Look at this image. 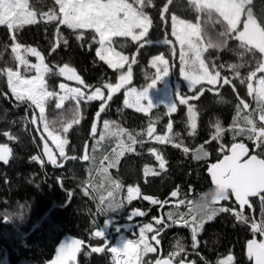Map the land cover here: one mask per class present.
Returning a JSON list of instances; mask_svg holds the SVG:
<instances>
[{"label":"trees","instance_id":"1","mask_svg":"<svg viewBox=\"0 0 264 264\" xmlns=\"http://www.w3.org/2000/svg\"><path fill=\"white\" fill-rule=\"evenodd\" d=\"M28 3L37 13V23L12 31L0 25V69L11 67L26 77L35 74L34 70L25 73L23 66L15 60L12 52V43L15 41L40 51L45 63L54 71L64 64L74 67L86 84L91 86L85 89L83 85L64 80L57 74L46 77L49 91L59 94V83L64 82L80 87L86 94H90L95 87H101L106 97L108 92L103 85L116 84L121 72L127 71L128 65L116 70L101 61L96 56L98 44L93 40V30H73L58 21L42 20L41 14L50 9L60 16L59 5H56L55 0H28ZM165 5L168 10L164 12L162 20L161 13ZM247 8H251L258 21L264 17V0H251ZM144 10L152 19L153 26L144 41L140 42L143 47L130 37L113 38L116 41L114 47L126 54L129 61L135 57L136 63L131 66V82L114 93L105 111L100 113L99 118L96 116L95 133L92 134V123L102 101L82 100L79 105V123L72 124L67 133L63 132V127L76 118V101L67 99L61 108H56L57 96L46 102V120L68 141L64 156L60 152L55 154L56 164H52L45 154L43 141L48 146L50 143L43 123H31L33 117H38L39 110L29 103L17 101L6 75H0V145H7L11 149L8 162L0 161V264H44L51 258L59 238L67 233L83 242L77 264H113V255L108 248L118 237L139 241L143 223L152 225V231L146 232L145 236L154 251L147 253L142 260L147 257L154 260L159 250L162 256H167L178 252L182 246L184 251L179 252L173 262L185 260L192 264H218L231 255L233 264H252L245 250L246 242L251 238L264 240V236L259 232L253 233L251 228L253 221L259 223L264 219V205L258 197L251 198V207L243 210L248 223L236 219L234 213L240 212V209L232 199L220 206H213L215 209L225 207L231 211L218 212L212 220H207L206 216H196L197 220H205L197 235L198 245L195 249L192 247L191 227L180 221V216L183 214L191 224L194 214L188 202L212 189L206 169L222 156L218 151L221 145L229 148L233 143L240 142L245 143L254 154L261 152L246 135L233 139L231 129L234 119L243 127V116L257 109V101L248 95L247 83L241 84L240 78H246L254 71L264 56L259 52H245L239 47V42L232 39L223 49L209 48L203 54L205 62L211 70L220 71L221 78H227L231 83L208 85L204 81L190 90L180 75L179 45L172 35L171 18L175 16L193 23L197 22V16L201 22L207 20L204 37L206 46L207 40H217L218 33L223 30L220 24L214 22L218 14L214 13L212 19H207L194 10L190 0H171V3L169 0H152ZM244 19L246 16L241 17L242 21ZM81 32L84 39L78 40L76 37ZM165 39L172 43L165 44ZM58 40H67V44L61 42L52 51L53 44ZM157 55H163L169 61L171 94L177 105L176 112L171 114L167 113L164 103L157 104L145 114L126 107L123 100L126 88L140 90L152 83L156 76L152 59ZM212 65L216 66L215 69H212ZM220 65L224 67L220 68ZM230 65L243 66L234 70ZM235 71H239L240 78L235 76ZM258 76L264 74H258L256 78ZM256 78L252 80L253 84ZM199 89H203L202 94L198 93ZM177 90L186 97L198 95V99L189 101L197 110L195 135H189L188 105L179 103ZM240 100L249 104V108L243 109L241 106L238 117L237 105ZM254 118L258 126L262 124L258 112L254 113ZM102 121H109L115 129L122 128L126 132L119 137L108 136L99 129ZM169 122L173 124L170 134L172 143L157 142L154 139L156 135L169 134ZM217 122L226 131L219 140H212ZM150 123L156 129L153 137L147 136ZM128 133L137 139V143L132 145L133 151H125L114 166H109L115 159V153L120 150V141L131 144ZM9 136L13 139H9ZM175 143H181L182 147H174ZM184 147L189 148V152L185 153ZM150 149H156L163 156L166 161L164 169L159 168V161ZM205 151L207 157L204 156ZM85 155L90 159L85 160ZM197 155L201 159L193 158ZM34 156L39 159L33 160ZM106 156L108 159H104ZM145 167H150L157 174L145 175ZM103 168H107L106 174ZM114 183L121 187L115 188ZM128 187H138L140 195L157 197L161 203L151 205L140 197L129 202ZM109 191L113 192V202L121 203L122 207L106 210ZM173 191L178 192L177 197L171 196ZM181 199L185 201L183 205L178 204ZM136 209L144 212V215L129 218ZM169 213H173L172 219H169ZM157 220L161 222L157 224ZM173 220L177 223H173ZM98 230L103 232L104 237L95 236ZM142 247L140 245V249ZM93 248L103 251L93 252Z\"/></svg>","mask_w":264,"mask_h":264},{"label":"snow or ice","instance_id":"2","mask_svg":"<svg viewBox=\"0 0 264 264\" xmlns=\"http://www.w3.org/2000/svg\"><path fill=\"white\" fill-rule=\"evenodd\" d=\"M56 5H59L58 17L54 9H50L47 13L41 14V19H46L49 22L58 21L59 24L67 26L73 30L91 29L95 33L93 40L99 45L96 48V56L101 61H104L110 68L120 70L127 64L128 69L126 72H121L119 76V82L116 84L106 83L103 85L107 89V96L105 97L101 87H95L90 94H86L80 87H69L65 83L59 85L63 90V95H59L56 108H61L64 101L67 99H73L77 104V115L74 120L68 125L63 127V132L67 133L72 124L79 123V105L82 100L102 101L100 110L97 112L99 118L100 113L105 111V106L108 101L112 100L113 94L118 92L121 88L131 82L132 78V64L136 63V58L132 57L129 61V57L123 55L122 52L117 51L113 38L115 37H130L132 41L140 44L143 47L145 37L148 36L150 28L153 26L152 19L144 12V7L147 4H151L152 0H55ZM171 3V0H169ZM194 10L212 19L213 14H218L215 18V23L220 24L223 28L218 33L217 40H207L205 46L204 37L206 35L205 24L207 20L201 22L200 17L197 16V22L186 21L178 19L173 16L171 18L172 35L175 36L176 41L180 44V60H181V75L188 84V88L195 89L197 85L206 81L208 85H216L222 83L227 85L231 83V80L227 78H221L220 71H213L209 65L205 62L204 52L209 48L223 49L227 46L228 40H236L239 42V47L244 49L245 52H259L264 56V17L259 21L254 16L251 8H247V5L251 3V0H190ZM167 5H165L161 19H164V12H167ZM242 16H246V19L241 20ZM37 23V13L30 8L28 0H0V25H4L9 29L18 30L25 25H32ZM242 25V27H241ZM59 31V30H58ZM98 37V39H96ZM78 40L84 39V34L81 32L76 37ZM67 44V40L57 41L52 46V51H55L60 43ZM165 44H171L170 40L165 39ZM12 52L15 54V60L19 65L23 66L24 72L34 70L35 75L30 78L26 77L19 70H13L11 67L0 69V75H6L7 83L11 89L12 94L16 100L21 103H29L30 106H34L39 110L38 117H33L31 123L37 124L43 123V129L47 132L48 138L55 143L60 151V155L64 156V148L68 143L66 137H61L54 128L50 126V123L45 118V106L46 102L57 96L54 91H49L47 86L46 77L50 75H60L65 77L68 81H76L79 85H83L85 89L90 88L88 84L82 79L74 67L64 64L58 67L56 71L49 67L45 63V57L34 47H25L19 43H16ZM31 55L36 57L38 63L30 64L27 56ZM243 65H230L232 69H237ZM152 67L156 70V76L151 84L140 90L136 88H130L126 91V99L124 104L126 107H135L137 111L149 113L156 105L154 104L149 90L154 87L157 80L167 77L170 72L169 61L164 58L163 55L157 56L152 61ZM215 65H212V69H215ZM223 68V65L219 66ZM257 72L264 73V59L258 61L256 69L252 71L246 78H240L239 71H235V76L240 78V83H247L248 95L253 96L257 101V109L254 112H249L243 116L244 126H240L234 119L231 131H233V139L236 136L246 135L248 140L253 141L261 152L254 155H249V149L245 143H233L228 149V153L224 155L223 159L218 163H214L208 169L214 187L216 188V196L214 197L213 204H217L220 201H227L229 195L235 197V201L238 202L241 211L235 212L236 219L243 223H248V217L244 216L243 209L247 205L251 207L249 203V197H259L260 202L264 205V123L258 126L254 113H259V121L264 122V76L258 78L256 85L254 86L252 80L256 78ZM211 90V89H209ZM199 94L203 93V89L198 90ZM176 97L181 105H188V124L191 128L189 135H195L197 128V110L194 104H189L190 100L198 99V95L183 96L179 90L176 92ZM146 102V103H144ZM241 106L243 109H248L249 104L243 100L239 101L237 105V116H240ZM167 113L171 114L176 112L177 105L175 102L166 104ZM215 132L212 135V140H219L225 133V129L221 126L220 122L215 124ZM105 134L108 136H121L126 130L122 128L113 129L108 121H104ZM168 133L166 135H156L154 139L159 143H172V136L170 135L173 130L172 122L167 125ZM156 131L154 124H149L147 128V136L153 137V133ZM92 132H96L95 124L92 127ZM8 135V133H5ZM139 135V134H138ZM104 136H101L103 139ZM9 139H13L9 136ZM43 139V137H42ZM128 139L131 144L126 145L122 140L119 144V151L115 153V159L111 161L109 166H114L119 157L124 154L125 151H133L132 145L137 143V139L131 133H128ZM143 143V141H141ZM174 147L181 148V143H175ZM203 148V145H201ZM45 154L48 156L49 161L52 164H56V159L53 157L48 144H44ZM223 150V145H221ZM155 155V158L159 161V168L164 169L166 161L156 149H150ZM185 153L189 152V148L184 147ZM208 153L205 151L204 156L207 157ZM11 156V149L7 145H0V161L4 163L8 162ZM74 158V157H73ZM85 160L90 159L88 155L83 157ZM194 159H201L200 156H194ZM33 160L39 159V157H32ZM108 159V157H104ZM102 171L106 174L107 168H103ZM145 175L157 174L154 173L150 167H145ZM110 179V178H109ZM114 187L119 189L120 184L114 183ZM127 199L131 202L132 199L140 195L138 187L127 188ZM172 197H177L178 192L173 191ZM108 209L120 208L123 205L121 203H114L113 192H108ZM145 200H150L152 204H160L161 202L149 197L144 196ZM102 202L104 198H101ZM194 200H190L188 203L192 205ZM163 203H168L164 201ZM185 201L183 199L178 201L179 205H183ZM231 211L229 208L220 207L218 209L213 208L210 214L205 218L212 220L218 212ZM264 211V208H262ZM133 215L142 216L144 212L136 211ZM173 218V213H169V219ZM205 218L200 220L196 219L193 215L191 218V224L189 220L185 219L182 214L180 221H183L185 225L191 227L192 232V247L195 249L198 245L197 235L202 230ZM161 221L157 220L159 224ZM173 223H177L173 220ZM251 228L253 233L259 232L261 236H264V219L259 223L252 222ZM152 231V225H145L141 229L139 241L128 240L122 246L111 247V252L120 255L123 253L128 256L129 259L125 264H138L140 258L149 252H153V247L148 243L145 236L146 232ZM95 236L104 237L103 232L96 231ZM155 239V236H153ZM159 241H157L158 243ZM82 241L73 239L69 243L60 246L57 252L56 259L52 264H73L77 258V253L81 250ZM140 245H143L140 249ZM93 252H101V248H93ZM184 251L183 247L179 248L178 252H174L172 256H178L179 252ZM247 253L254 264H264V240L257 241L255 238L250 240L247 244ZM156 264H172L171 258L163 261L157 260ZM179 264H183V261H179ZM218 264H233V257L227 256L226 259L220 260Z\"/></svg>","mask_w":264,"mask_h":264},{"label":"rangeland","instance_id":"3","mask_svg":"<svg viewBox=\"0 0 264 264\" xmlns=\"http://www.w3.org/2000/svg\"><path fill=\"white\" fill-rule=\"evenodd\" d=\"M131 2V1H130ZM144 10V9H143ZM144 12L145 13H147L145 10H144ZM147 15H148V13H147ZM178 19H180V18H178ZM171 23H172V20H171ZM10 31H12V29H9ZM98 38V37H97ZM178 43V42H177ZM16 44V42L14 41L13 43H12V48H13V46ZM178 45H179V58H180V48H181V46H180V44L178 43ZM31 47V46H30ZM97 47H99V45L97 46ZM117 51H119L118 49H116ZM121 52V51H120ZM122 54L123 55H126V54H124L123 52H122ZM157 56H160V55H157ZM157 56H155V57H157ZM154 57V58H155ZM153 58V59H154ZM27 59H34V61H29L31 64H36V63H38V61H37V59H36V57H34V56H31V55H28L27 56ZM153 59H152V61H153ZM180 62H181V60H180ZM35 75V74H34ZM180 75H181V71H180ZM181 77L183 78V76L181 75ZM259 77H261V76H258L256 79H255V81H254V86L256 85V83H257V80H258V78ZM28 78H30V77H28ZM184 79V78H183ZM186 82V81H185ZM61 83H64V82H61ZM61 83H59V85L61 84ZM158 83H159V85H158ZM65 84H67L69 87H78V86H75V85H72V84H69V83H65ZM186 85L188 86V84H187V82H186ZM130 88H133V87H128V88H126L125 90H124V99L123 100H125L126 99V95H125V93H126V91L128 90V89H130ZM58 90H59V94L57 95V102H58V97H59V95H63V90L62 89H60V87H58ZM82 90V89H81ZM149 92H150V96H151V98H152V100H153V102H154V104L155 105H157V104H159V103H164L165 105L166 104H169V103H172V102H174V100H173V97H172V94H171V92H172V88H171V86H170V72H169V75L167 76V77H163L162 79H160V80H157L156 81V83H155V85H154V87L153 88H151L150 90H149ZM144 103H146V102H144ZM131 108H133V109H135L136 110V108L135 107H131ZM187 110H188V107H187ZM187 120H188V114H187ZM109 122V121H108ZM110 125H111V127H113V129H115L114 128V126L110 123ZM99 129H101V131H102V133L103 132H105V129H104V121H102V123H101V125H100V128ZM44 130V129H43ZM45 132V131H44ZM45 135H46V138L49 140V143H50V146L49 147H51V149L55 152V154L57 153V152H60L59 151V149H58V147H57V145L55 144V143H53V141L50 139V138H48V136H47V132H45ZM63 138V137H62ZM259 199V198H258ZM146 225H148V224H146ZM145 226V224H143V225H141L140 226V228H142V227H144ZM146 234V233H145ZM140 239H141V237H140ZM149 243V242H148ZM150 244V243H149ZM151 245V244H150ZM143 246V245H142ZM147 254V253H146ZM146 254H144L143 256H145ZM142 256V257H143ZM142 257L140 258V260H139V263L138 264H152V261H153V259H151V260H149L150 258H145L144 260H142ZM149 262H151V263H149Z\"/></svg>","mask_w":264,"mask_h":264},{"label":"water","instance_id":"4","mask_svg":"<svg viewBox=\"0 0 264 264\" xmlns=\"http://www.w3.org/2000/svg\"><path fill=\"white\" fill-rule=\"evenodd\" d=\"M78 74V73H77ZM258 74H264V73H261V72H257V74L256 75H258ZM64 80H67L65 77H63V76H61ZM68 81V80H67ZM70 82H74V83H77L76 81H70ZM119 82V79L117 80V82L116 83H118ZM100 109V108H99ZM96 116L97 115H95V118H94V121H93V123H92V127H93V125L96 123ZM92 134H93V132H92ZM46 143V141H43V145ZM237 143H240V142H237ZM247 146V145H246ZM49 147V146H48ZM231 147V146H230ZM229 147V148H230ZM248 147V146H247ZM228 148V149H229ZM49 149H50V147H49ZM248 149H249V155H254V153H252L251 152V150H250V148L248 147ZM51 150V149H50ZM51 152H52V155H53V157L55 158V154L53 153V151L51 150ZM226 154H229L228 153V150H227V152L226 153H224L220 158H219V160H217V161H215L214 163H218L220 160H222L223 159V157H224V155H226ZM214 163H212V164H214ZM211 164V165H212ZM211 165H209L208 166V168L206 169V174L209 176V178H210V181H211V185H212V188L214 187V184H213V182H212V178H211V175H210V173H209V171H208V169L210 168V166ZM139 198V196L138 197H135L134 199H132V200H136V199H138ZM251 198H255V197H249V203H250V199ZM230 199H232L233 200V202L239 207V209H240V206H239V204H238V202H236L235 201V197L233 196V195H229V199L227 200V201H229ZM223 202H226V201H220V202H218L217 204H213V206H220ZM251 204V203H250ZM245 207H248L247 205L245 206ZM244 207V208H245ZM244 210V209H243ZM136 211H138L137 209L136 210H133L132 211V213H131V215L134 213V212H136ZM240 211H241V209H240ZM134 216H136V215H134ZM129 218H132V216H130ZM73 239H78L77 237H75V236H73V235H71V234H64V235H62L60 238H59V240H58V242L56 243V245H55V247H54V251H53V254H52V256H51V258L47 261V262H45L44 264H52V262L56 259V256H57V252H58V249L60 248V246L61 245H63V244H66V243H69L71 240H73ZM253 238H251V239H249L247 242H246V245H245V250H246V253H247V244H248V242L250 241V240H252ZM256 239V238H255ZM78 240H80V239H78ZM257 240V239H256ZM258 241V240H257ZM81 247H82V245H81ZM248 254V253H247ZM77 257H78V253H77ZM165 259H169L167 256H162V254H161V251L159 250L158 251V255L156 256V258L153 260V262H152V264H156V261L157 260H161V261H163V260H165ZM183 261V260H182ZM252 261V264H254V261L253 260H251ZM172 262V264H179V262H173V261H171ZM73 264H77V258H76V260L73 262ZM183 264H192V263H190V262H187V261H183Z\"/></svg>","mask_w":264,"mask_h":264},{"label":"clouds","instance_id":"5","mask_svg":"<svg viewBox=\"0 0 264 264\" xmlns=\"http://www.w3.org/2000/svg\"><path fill=\"white\" fill-rule=\"evenodd\" d=\"M216 188L207 190L205 193H201L192 203L193 214L197 217H203L210 214L213 209V200L216 196Z\"/></svg>","mask_w":264,"mask_h":264},{"label":"built area","instance_id":"6","mask_svg":"<svg viewBox=\"0 0 264 264\" xmlns=\"http://www.w3.org/2000/svg\"><path fill=\"white\" fill-rule=\"evenodd\" d=\"M262 123H264V122H262ZM224 150H226V147L225 146H223V150H221V148L219 149L220 152H223ZM144 196H148V195H142V198ZM152 198L156 199L155 197H152ZM156 200H158V199H156ZM144 201L151 203L150 200H145L144 199ZM127 241L128 240H125V239L119 237V238L116 239V241L108 249L111 252V247H119V246H122ZM134 242H136V241H134ZM112 255H113V264H125V262L129 259V257L128 256H125L123 253H121L120 255H117L116 253H112ZM168 257L171 258L172 261L175 259V256H172L171 253L168 254Z\"/></svg>","mask_w":264,"mask_h":264},{"label":"flooded vegetation","instance_id":"7","mask_svg":"<svg viewBox=\"0 0 264 264\" xmlns=\"http://www.w3.org/2000/svg\"><path fill=\"white\" fill-rule=\"evenodd\" d=\"M50 149H51V147H50ZM52 150V149H51ZM53 151V150H52ZM53 153L55 154V152L53 151ZM47 156V155H46ZM48 157V156H47ZM143 195V194H142ZM142 195H139V197H140V199H142V200H144L143 198H142ZM151 197V196H150ZM137 200V199H136ZM151 205H154V204H152L151 203ZM132 217H134V215H131ZM137 216V215H136ZM143 224H145L146 225V223H143ZM142 224V225H143ZM142 228H144V227H142ZM142 228H140V229H142ZM147 234V233H146ZM154 236V235H153ZM153 240H155V239H153Z\"/></svg>","mask_w":264,"mask_h":264}]
</instances>
